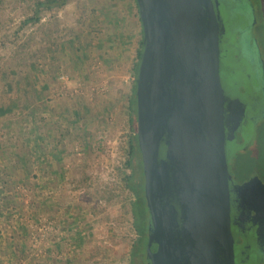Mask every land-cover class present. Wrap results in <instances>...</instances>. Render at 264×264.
I'll use <instances>...</instances> for the list:
<instances>
[{"label": "rangeland", "instance_id": "rangeland-1", "mask_svg": "<svg viewBox=\"0 0 264 264\" xmlns=\"http://www.w3.org/2000/svg\"><path fill=\"white\" fill-rule=\"evenodd\" d=\"M39 1L0 0V264H128L136 2L69 0L21 28ZM256 133L230 162L236 182L264 183V119Z\"/></svg>", "mask_w": 264, "mask_h": 264}, {"label": "water", "instance_id": "water-1", "mask_svg": "<svg viewBox=\"0 0 264 264\" xmlns=\"http://www.w3.org/2000/svg\"><path fill=\"white\" fill-rule=\"evenodd\" d=\"M221 1L137 0L148 264H239L230 160L243 146L227 125Z\"/></svg>", "mask_w": 264, "mask_h": 264}, {"label": "flooded vegetation", "instance_id": "flooded-vegetation-1", "mask_svg": "<svg viewBox=\"0 0 264 264\" xmlns=\"http://www.w3.org/2000/svg\"><path fill=\"white\" fill-rule=\"evenodd\" d=\"M221 2L227 125L235 130L236 144L243 146L231 162L239 151L254 145L258 121L264 119V57L255 38L254 12L233 0ZM247 42L252 55L245 51ZM229 142L232 148L230 138ZM233 182L239 264H264V183L256 174Z\"/></svg>", "mask_w": 264, "mask_h": 264}, {"label": "trees", "instance_id": "trees-1", "mask_svg": "<svg viewBox=\"0 0 264 264\" xmlns=\"http://www.w3.org/2000/svg\"><path fill=\"white\" fill-rule=\"evenodd\" d=\"M69 0H43L36 3L33 13L26 17L22 22L21 28L28 25H37L41 22L42 15L48 11L62 8ZM238 4H242L250 12H254L255 16V38L258 41L264 57V18L262 16V2L263 0H236ZM138 12L139 7L137 0H135ZM262 13V14H261ZM141 34L137 43L136 53L132 61L131 75L133 77L131 88L127 93V141L125 147V162L120 168V175L125 188L130 192V198H135L130 202L131 210V224L132 230L135 232V237L131 240V247L128 253V264H142V260L147 263V247L149 241V215L147 209V202L145 198V175L142 154L138 141V106H137V82L139 63L143 51V25L140 18ZM21 59V58H20ZM19 59V60H20ZM26 60V59H25ZM23 61V59H22ZM8 88V86H7ZM8 92V91H6ZM11 113L16 111V108L9 106ZM12 115V114H11ZM255 143V142H254ZM253 143V144H254ZM18 158V157H16ZM31 157H27L30 160ZM264 167V166H263ZM263 169V168H262ZM262 171V170H261ZM254 172V171H253ZM252 172V173H253ZM260 174V173H259ZM140 205V206H139ZM140 207V211L138 210ZM157 245H152V250L155 251Z\"/></svg>", "mask_w": 264, "mask_h": 264}]
</instances>
